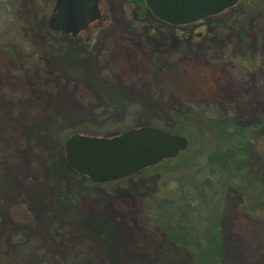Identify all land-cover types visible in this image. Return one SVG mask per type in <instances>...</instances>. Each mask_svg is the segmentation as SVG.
Wrapping results in <instances>:
<instances>
[{"label":"rangeland","instance_id":"rangeland-1","mask_svg":"<svg viewBox=\"0 0 264 264\" xmlns=\"http://www.w3.org/2000/svg\"><path fill=\"white\" fill-rule=\"evenodd\" d=\"M55 1L0 0V264H264V0L185 25L99 0L74 37ZM142 125L188 146L105 183L65 159L72 134ZM243 141L248 182L215 167Z\"/></svg>","mask_w":264,"mask_h":264},{"label":"water","instance_id":"water-1","mask_svg":"<svg viewBox=\"0 0 264 264\" xmlns=\"http://www.w3.org/2000/svg\"><path fill=\"white\" fill-rule=\"evenodd\" d=\"M238 0H144L157 19L171 25L194 23L234 6ZM101 18L99 0H56L48 25L76 36ZM184 135L151 125L130 128L110 137L72 134L64 142L65 159L74 171L94 183L131 176L185 150Z\"/></svg>","mask_w":264,"mask_h":264},{"label":"trees","instance_id":"trees-1","mask_svg":"<svg viewBox=\"0 0 264 264\" xmlns=\"http://www.w3.org/2000/svg\"><path fill=\"white\" fill-rule=\"evenodd\" d=\"M152 18L156 19L154 16H152ZM56 33H59V32H56ZM234 122H235V120H234ZM244 126L238 125L237 129H235V131H236L235 133L238 135L245 134V131H243L242 128H239V127H244ZM260 126L264 127V115H263V117L261 115H259V118L257 119L256 123L253 124L250 128H259ZM218 127L224 128V126L222 124L218 125ZM165 131L169 132L168 130H165ZM175 134H180V133L176 132ZM251 149H252L251 143L249 141H243L239 144H235L233 146H230V147H227L223 150L218 151L217 154L215 155V161L217 162V163H215L216 164L215 167L217 170H219V172H217V173L228 175V176L229 175L237 176L241 180L248 182L249 181V174H247V172H244V167H246L248 161H246V159H242L240 157L236 158L234 155L238 154L241 151L242 152L250 151Z\"/></svg>","mask_w":264,"mask_h":264},{"label":"flooded vegetation","instance_id":"flooded-vegetation-1","mask_svg":"<svg viewBox=\"0 0 264 264\" xmlns=\"http://www.w3.org/2000/svg\"><path fill=\"white\" fill-rule=\"evenodd\" d=\"M199 21H201V20H199ZM91 25H92V24H91ZM89 27H90V26H89ZM89 27H88L86 30H88V29H89ZM86 30H85V31H86Z\"/></svg>","mask_w":264,"mask_h":264}]
</instances>
